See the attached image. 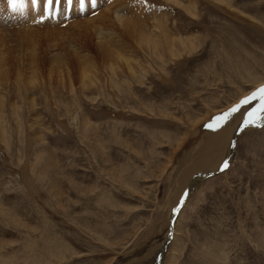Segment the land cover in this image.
<instances>
[{
    "label": "rangeland",
    "instance_id": "obj_1",
    "mask_svg": "<svg viewBox=\"0 0 264 264\" xmlns=\"http://www.w3.org/2000/svg\"><path fill=\"white\" fill-rule=\"evenodd\" d=\"M42 1L0 0V264H264V122L205 127L264 88V0H73V18ZM137 4L130 20L165 12L186 47L116 34L131 48L107 49L133 54L112 74L94 52L112 23L93 18Z\"/></svg>",
    "mask_w": 264,
    "mask_h": 264
},
{
    "label": "bare ground",
    "instance_id": "obj_2",
    "mask_svg": "<svg viewBox=\"0 0 264 264\" xmlns=\"http://www.w3.org/2000/svg\"><path fill=\"white\" fill-rule=\"evenodd\" d=\"M31 1H32V3H31ZM34 1L36 2L37 0H25V3L26 4L25 3L24 4L25 5H28V6H29V4H31V7H32V9L34 11L39 10V5H38L37 2H36V6L35 5H32V4H35ZM117 1H119V0H117ZM120 1H122V0H120ZM132 1L133 0H129L128 1V2H130L129 3V6H131L132 4H134V2H132ZM135 1H138V0H135ZM139 1H141V0H139ZM39 2L42 4L43 1L42 0H39ZM148 2H150V4H151V1L148 0ZM148 2H147V4H148ZM201 2L211 3V4H214L215 6L219 7V4H218L219 0H185V1H183V0H160L159 1L158 0L155 5H154L153 2L152 3L154 5L153 7L154 8H157V9L158 8H162V5H164V6H166V7H168L170 9L171 8L170 5L173 6V4H176V5L183 6L185 9L190 8L192 10H195L197 8V6ZM66 3H67V0L65 1V4L64 5H66ZM123 5H125V4H123ZM123 5H121V7H117V6H115V7L112 6V8H111V6L105 7V9L101 10L99 12V14H97L93 18V20H96V21H99L100 20L103 24H106V23H110L111 24L112 23L111 25H108V27H106L104 30H101V29L94 30L95 31V34H96V37L98 39V41H97V43L95 45V48H94L95 49L94 52H96V56L99 57V59L102 60V63L105 66L107 65V68H109V70L111 71L112 74L113 73H116V71L118 70L119 67L120 68H123L124 70H127L128 72H130L131 71V67H130L129 58L132 56L133 53L131 52L130 54L129 53H125L124 54V51H121L120 53H113L112 51H109L107 49V47H113L116 50H126V51H129V49L131 48L130 47V43L132 42L133 43V46H134V48L136 50H142V49L145 48V50L146 49L147 50H150L151 55L158 56L157 55L158 49L159 48H164L167 51V53L170 54L171 57H175L176 55H178L177 54V50H176V45H180L182 48H185L186 47V45L184 44V42H180V41H182L181 39H179V41L175 40L176 34L174 32H170V33H174L173 35L169 34L168 17L166 16V13L165 12H163L162 15H160V12H159V14L157 13L158 16H151L152 17L151 19L154 20V21L151 20L152 22L149 23L150 24V26H149L144 20H140L142 18H140L138 20H134V21L133 20H130L131 17H134V16L135 17L136 16H140L141 17L142 16V13L141 12H138L139 10L137 9V8H139V5H138V7H132V10L133 11L128 16L121 15L120 9L122 8ZM34 6H35V8H34ZM73 6H75V5L74 4L72 5V10L70 12H68L64 6H63V8L61 7L62 8L61 12L59 11L58 13L55 14V16L57 14L61 13L63 16L66 15V14L67 15L69 14V16L71 18H73L76 15V11L73 9ZM143 6L144 5L141 6L142 7L141 9H143L145 6H148L149 7V5H145L144 7ZM114 8H116L115 11H114ZM128 9H130V8H128ZM29 10H31V9L29 8ZM33 10H31V11H33ZM143 10H145V8ZM110 11L112 12V15H109L108 14ZM124 11H126V10H124ZM29 14H31V12H29ZM51 14H53V13H51ZM49 15H50V13H49ZM63 16L60 15V17H63ZM162 16H163V19H162ZM144 18H145V16H144ZM114 21H116V22H114ZM81 23H82L81 20H76V21L72 22V24H74V26H76V27H79V25H81ZM82 25L85 26V27H87L90 30L89 21H84L82 23ZM32 30L35 31L34 28H29V29H27L25 31L26 32L27 31L30 32ZM54 30H55V28H54ZM116 34H120V35H123V36H127L130 39H132V41L129 42L128 44L122 43L118 47H115L114 43L111 42L110 40H108L107 38H109L111 36H114ZM126 55H127V57H126ZM78 66H80V64ZM78 66H76V67H78ZM18 70H20V69H18ZM80 70L82 71V69H80ZM80 70H77V71H80ZM2 71H4V70H2ZM16 74H18V75H16L17 76V78H16L17 80L16 81H20L21 82L22 79L19 78V77H21V73H19L17 71ZM108 74H109V71H108ZM85 76H87V75H85ZM0 77L2 78V79L0 78L1 80H4L5 82L8 81L5 75L3 76V74H2V76H0ZM79 77L81 78L82 76H79ZM83 77H84V75H83ZM91 81H92L91 83H93L94 85H96V81L94 79H92ZM263 84H264V81H263ZM80 85H81V88H84V89L88 87V83H86L85 79H82V81L80 82ZM256 106H258V103H256L255 100H253L251 102L249 101L248 103H246L245 105H243V107L241 109H239L238 113H232L230 117L229 116L226 117L225 121H219L215 125V127H217L218 125H222V126L221 127H217V130L218 131L216 130L215 133H213V134H228L232 129H235V127H236V131L239 130V132L240 131L242 132L243 130L244 131H247V130L256 129V128L260 127L261 124L264 122V119H257V126H245V125H243L240 128V126L242 124H244V120L249 119L248 113L251 112L252 111L251 109H253ZM255 115L257 117H259L261 115L260 111H258V110L255 111ZM218 128L219 129L222 128V129L219 130ZM219 146H221V142H220ZM231 158H232V154H230V152H229L228 155L226 156V159H225L224 163L225 162H228V164H229L231 162ZM206 159H207V157L205 158V160ZM222 166L219 169L215 170V171H217V172L220 171L221 172L220 169L222 168ZM212 173L213 172H206V173L203 172L202 174H204L203 176L206 177L207 175H211ZM199 175L196 176V177H200L201 176V175L200 176ZM196 177L192 180V185H194L196 183Z\"/></svg>",
    "mask_w": 264,
    "mask_h": 264
},
{
    "label": "snow or ice",
    "instance_id": "obj_3",
    "mask_svg": "<svg viewBox=\"0 0 264 264\" xmlns=\"http://www.w3.org/2000/svg\"><path fill=\"white\" fill-rule=\"evenodd\" d=\"M80 4L82 6L83 0H80ZM72 5H73V0H67V3H66V5H64V7L66 8V10L68 12H70L72 10ZM18 6L22 7L23 5L21 4ZM43 6H44L45 10H46V8L47 9L52 8L53 7L52 0H47V5L46 6L43 5ZM59 6H60V0H56L55 7L59 8ZM95 7H96V5L93 2L92 8H95ZM257 98H259V101L261 103V108L259 110L261 115L259 117H257L255 115V110L253 112H249L248 113L249 119L244 120L245 126H257V119H264V88L259 89V97H257L256 93H254L252 96L246 97L243 101H241V105L246 104L251 100H256ZM239 108H240V105H237L236 108L231 109L228 113H225L223 116L214 118L213 122L206 124L205 127L210 129V130H213V131L217 130V127H221L222 125H218L217 127H214V124L216 123V121H225L226 117L230 116L232 112L237 111ZM232 147L234 148L235 144H233ZM228 166H229L228 162H225L220 170L224 171L225 169L228 168ZM188 195H189V193H187V192L183 193L182 198L179 201V203L181 205L185 203V200L188 197Z\"/></svg>",
    "mask_w": 264,
    "mask_h": 264
}]
</instances>
